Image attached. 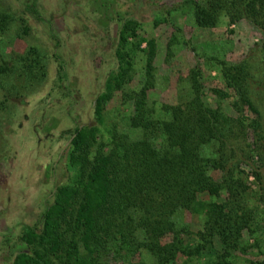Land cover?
I'll return each instance as SVG.
<instances>
[{"label": "rangeland", "instance_id": "1", "mask_svg": "<svg viewBox=\"0 0 264 264\" xmlns=\"http://www.w3.org/2000/svg\"><path fill=\"white\" fill-rule=\"evenodd\" d=\"M31 1L40 17L27 7ZM207 1L0 0V264H11L16 252L28 248L20 238L23 225L38 220L56 185L71 181L68 141L77 124L95 128L86 135L84 149L91 159L98 149H110L117 134L142 138L148 129L135 127L136 117L166 120L170 106L195 108L196 100L229 116H247L237 139L202 152L213 157L227 154L233 177L244 186L248 226L241 230L238 247L226 248L228 264L264 260V170L260 180L254 177L252 165L258 166L260 160L251 148L256 132H264L262 32L237 8L227 6L229 0H212L225 1L224 6L218 8L212 25L198 26L194 5ZM125 21L134 32L125 33L123 49L128 55L119 74L114 52ZM147 39L154 43L149 77ZM53 53L62 59V69ZM223 63L244 65V88L260 116L247 109L225 82ZM145 82L139 103L136 94ZM101 95L97 116L95 100ZM148 138L163 145L158 129H152ZM209 172L216 180L221 178L218 169ZM170 218L174 229L162 232L161 242L168 247L180 245L177 240L196 243L201 214L176 209ZM222 251L213 238L212 249L177 252L169 264H211ZM121 252L118 264H156L141 246Z\"/></svg>", "mask_w": 264, "mask_h": 264}, {"label": "trees", "instance_id": "2", "mask_svg": "<svg viewBox=\"0 0 264 264\" xmlns=\"http://www.w3.org/2000/svg\"><path fill=\"white\" fill-rule=\"evenodd\" d=\"M224 2L196 3L195 23L212 25ZM225 4L237 8L238 13L261 29L259 50L264 60V0H229ZM27 7L39 16L33 1ZM129 24L130 21H125L118 29L119 47L114 54L119 74L128 55L123 46L126 31L133 28ZM153 44L152 39L146 40L145 74L148 77ZM53 56L62 69V59L55 53ZM223 67L225 82L247 109L260 116L244 88L247 74L244 65L223 63ZM146 86L145 82L136 94L139 103ZM102 96L95 100L97 116ZM169 111L170 118L161 121L136 117L134 126L144 131L148 129L142 138L131 140L117 134L110 149H98L91 159L84 149L88 146L86 135H92L95 128L86 130L77 124L68 141L72 145L68 158L73 169L72 179L55 186L52 200L44 205L36 222L23 225L20 238L28 248L16 252L11 264H118L121 250L127 253L130 248L139 246L150 252L156 264H169L177 252L200 254L204 249H212L213 238L222 244L223 251L210 263L228 264L226 248H237L241 230L248 226L244 186L233 177L227 154L213 157L205 156L202 151L216 143L237 139L247 116L242 113L229 116L197 100L195 108L170 106ZM96 119L100 121V117ZM152 129L163 134V145L158 147L149 140ZM260 131L251 142L260 160L258 166L252 165V173L259 180L264 170V132ZM210 168L219 170V180L213 178ZM176 209L202 215L201 227L194 232L196 243L182 244L177 240L180 245L168 247L161 242V233L174 229L170 216ZM178 233L180 230L175 232ZM250 264H264V260Z\"/></svg>", "mask_w": 264, "mask_h": 264}]
</instances>
